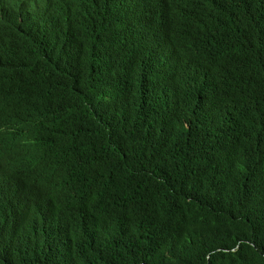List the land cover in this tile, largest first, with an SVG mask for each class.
<instances>
[{
    "label": "trees",
    "instance_id": "trees-1",
    "mask_svg": "<svg viewBox=\"0 0 264 264\" xmlns=\"http://www.w3.org/2000/svg\"><path fill=\"white\" fill-rule=\"evenodd\" d=\"M0 264H264V0H0Z\"/></svg>",
    "mask_w": 264,
    "mask_h": 264
}]
</instances>
